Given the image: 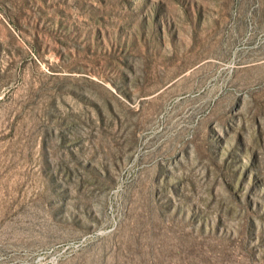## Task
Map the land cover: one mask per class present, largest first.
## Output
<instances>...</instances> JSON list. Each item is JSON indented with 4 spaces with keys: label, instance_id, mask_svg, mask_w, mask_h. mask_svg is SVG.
Returning a JSON list of instances; mask_svg holds the SVG:
<instances>
[{
    "label": "rangeland",
    "instance_id": "1",
    "mask_svg": "<svg viewBox=\"0 0 264 264\" xmlns=\"http://www.w3.org/2000/svg\"><path fill=\"white\" fill-rule=\"evenodd\" d=\"M0 264H264V0H0Z\"/></svg>",
    "mask_w": 264,
    "mask_h": 264
}]
</instances>
